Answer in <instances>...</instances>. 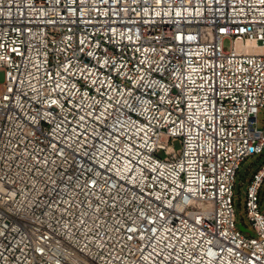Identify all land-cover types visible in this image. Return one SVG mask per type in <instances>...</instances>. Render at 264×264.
Listing matches in <instances>:
<instances>
[{
  "label": "built area",
  "instance_id": "built-area-1",
  "mask_svg": "<svg viewBox=\"0 0 264 264\" xmlns=\"http://www.w3.org/2000/svg\"><path fill=\"white\" fill-rule=\"evenodd\" d=\"M0 70V264H264V0H0Z\"/></svg>",
  "mask_w": 264,
  "mask_h": 264
},
{
  "label": "rangeland",
  "instance_id": "rangeland-1",
  "mask_svg": "<svg viewBox=\"0 0 264 264\" xmlns=\"http://www.w3.org/2000/svg\"><path fill=\"white\" fill-rule=\"evenodd\" d=\"M224 48H229V41L224 42ZM3 72L0 70V84L3 82ZM258 126L264 131V109H262L258 115ZM172 146L175 151L180 150V143L178 140L172 142ZM159 157L163 158V154L160 153ZM264 166V150L262 154L249 156L241 163L239 170L235 178V188L233 196V206L235 209L238 224L243 225L247 230L251 231V223L245 216V199H246V187L251 179L252 175ZM242 183V184H241ZM259 205L260 208H264V182L259 192ZM249 234V233H248Z\"/></svg>",
  "mask_w": 264,
  "mask_h": 264
},
{
  "label": "water",
  "instance_id": "water-1",
  "mask_svg": "<svg viewBox=\"0 0 264 264\" xmlns=\"http://www.w3.org/2000/svg\"><path fill=\"white\" fill-rule=\"evenodd\" d=\"M240 230H241V231H243V232L250 233V231H249V230H247L246 228H244V227H242V226H240Z\"/></svg>",
  "mask_w": 264,
  "mask_h": 264
}]
</instances>
